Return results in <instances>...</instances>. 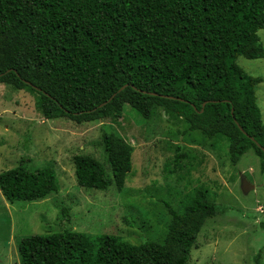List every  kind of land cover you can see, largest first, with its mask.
Returning <instances> with one entry per match:
<instances>
[{"label": "trees", "instance_id": "obj_1", "mask_svg": "<svg viewBox=\"0 0 264 264\" xmlns=\"http://www.w3.org/2000/svg\"><path fill=\"white\" fill-rule=\"evenodd\" d=\"M262 29L264 0H0V84L32 92L47 119H120L131 105L144 124L162 109L215 148L226 140L233 164L253 149L264 172V121L256 96L264 78L237 63L241 56L264 58ZM102 131L113 178L101 161L79 154L73 158L77 182L105 190L114 181L121 191L133 170V146L113 126ZM192 158L176 145L165 170L174 174ZM29 160L0 173L10 202L60 190L51 165L30 168ZM166 204L172 220L162 242L134 244L62 228L22 238L20 264H190L217 205L200 186L184 194L182 210ZM64 217L70 220L67 210ZM258 263L264 264L260 256Z\"/></svg>", "mask_w": 264, "mask_h": 264}, {"label": "rangeland", "instance_id": "obj_2", "mask_svg": "<svg viewBox=\"0 0 264 264\" xmlns=\"http://www.w3.org/2000/svg\"><path fill=\"white\" fill-rule=\"evenodd\" d=\"M259 35L264 45V29ZM237 63L264 78V58L241 56ZM256 96L264 121V82L257 85ZM142 122L131 105L120 119H47L32 92L0 84V173L25 158L31 160L26 164L30 168L51 165L60 183L58 192L35 201L10 202L0 189V264H20L17 243L22 238L62 228L113 234L134 244L162 242L172 220L166 203L182 210L184 194L198 186L210 192L217 215L201 228L190 264H259V256L264 263V172L255 151L250 149L233 164L226 140L215 148L211 139L187 131L184 122L169 120L162 109ZM104 125L113 126L133 146V170L121 191L114 181L105 190L77 182L73 158L79 154L101 161L113 178L102 138ZM176 145L193 158L183 161L186 168L170 174L165 164L174 159ZM244 179L250 184L248 193Z\"/></svg>", "mask_w": 264, "mask_h": 264}, {"label": "water", "instance_id": "obj_3", "mask_svg": "<svg viewBox=\"0 0 264 264\" xmlns=\"http://www.w3.org/2000/svg\"><path fill=\"white\" fill-rule=\"evenodd\" d=\"M126 86L122 87L120 91H122ZM116 94H114L108 101L104 102L103 104H101L100 106H104L106 105ZM242 129V128H241ZM243 130V129H242ZM260 146V144H258ZM263 151H264V148H262ZM254 188V187H253ZM243 190L245 193H248L250 191V184L248 183V181L246 179H244L243 181Z\"/></svg>", "mask_w": 264, "mask_h": 264}]
</instances>
